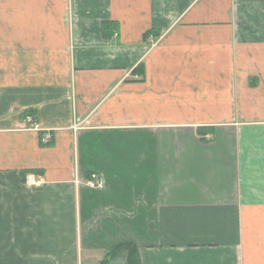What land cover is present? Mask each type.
Listing matches in <instances>:
<instances>
[{
  "label": "crops",
  "instance_id": "crops-1",
  "mask_svg": "<svg viewBox=\"0 0 264 264\" xmlns=\"http://www.w3.org/2000/svg\"><path fill=\"white\" fill-rule=\"evenodd\" d=\"M124 240L141 264H264V0H0V264Z\"/></svg>",
  "mask_w": 264,
  "mask_h": 264
},
{
  "label": "trees",
  "instance_id": "trees-1",
  "mask_svg": "<svg viewBox=\"0 0 264 264\" xmlns=\"http://www.w3.org/2000/svg\"><path fill=\"white\" fill-rule=\"evenodd\" d=\"M117 29V24L115 22L112 21H103L101 23V34L104 38L106 39H111L114 31H116ZM151 34H153L154 36H156V34H154L153 32H149ZM146 34L144 35V39H146ZM138 69H142V66H138L136 68ZM135 69V70H136ZM25 114H27L28 116L33 115L32 111H28ZM212 128H198L197 129V133L201 138V141H204L202 139L203 135L210 132L211 133ZM42 146H51L52 142L49 141L45 144H41ZM124 250L127 253V258H126V262L125 264H141L140 263V259H139V255H138V249L136 244L133 241L130 240H124L122 242H119L118 244L112 246L110 249H108L105 253L104 259L100 262V264H108L110 262V260H112L116 254L121 251Z\"/></svg>",
  "mask_w": 264,
  "mask_h": 264
},
{
  "label": "built area",
  "instance_id": "built-area-1",
  "mask_svg": "<svg viewBox=\"0 0 264 264\" xmlns=\"http://www.w3.org/2000/svg\"><path fill=\"white\" fill-rule=\"evenodd\" d=\"M25 122H26L27 124H29V126H28V129H29V130H35V131L39 130L38 127H37L34 123H32V118H31V116H28V115H27V116L25 117ZM50 140H51V135H50L48 132H46V133L42 136V138H41V142H42V143H47V142H49ZM26 183H27V184L32 183L34 186H39L40 181H38V182H36V181L31 182V179H30L29 177H26ZM86 184H87L89 187H91V188H101L102 185H103L101 178L98 177V176H97L96 174H94V173H93V174H90L89 179H88V181L86 182Z\"/></svg>",
  "mask_w": 264,
  "mask_h": 264
},
{
  "label": "rangeland",
  "instance_id": "rangeland-1",
  "mask_svg": "<svg viewBox=\"0 0 264 264\" xmlns=\"http://www.w3.org/2000/svg\"><path fill=\"white\" fill-rule=\"evenodd\" d=\"M146 37L147 38L145 40L148 41V42H151V44L153 43V41L156 40V37L153 34L149 33V32L146 33ZM211 138L212 137L210 135H208V133L204 134L203 137H202L204 142H207V141L211 140ZM200 140H201V138H200Z\"/></svg>",
  "mask_w": 264,
  "mask_h": 264
}]
</instances>
